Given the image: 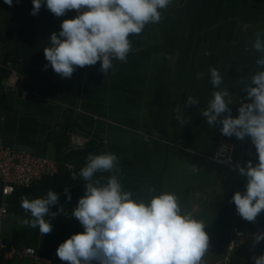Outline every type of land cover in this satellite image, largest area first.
Returning <instances> with one entry per match:
<instances>
[{"label": "crops", "instance_id": "obj_1", "mask_svg": "<svg viewBox=\"0 0 264 264\" xmlns=\"http://www.w3.org/2000/svg\"><path fill=\"white\" fill-rule=\"evenodd\" d=\"M31 9V0H13L11 7L0 0V143L56 160L60 167L6 198L0 182V205L5 201L8 208L2 223L5 242L19 249L34 248L45 260L72 234L83 232L71 217L86 183L79 170L89 153H114L122 187L133 199L147 202L151 195L171 192L185 212L205 223L209 237L205 264L224 257L233 228L242 236L231 264H253L251 257L264 253V240L253 243L254 234L264 232V211L249 222L237 214L231 197L243 192L246 184L235 165L255 164V147L248 137L222 135L220 142L225 138L233 147L235 162L215 161L212 144L221 126H209L201 112L212 92L219 90L210 83L213 67L223 77L220 88L230 92L233 117L241 102H250L241 81L256 70L259 54L249 49L255 34L264 33V0H172L159 23L130 37L132 51L126 61H113L106 76L97 62L77 68L71 78H61L50 65L45 69L43 49L49 46L50 34L60 31L61 22L77 13L57 17L42 6L34 16ZM198 73L203 78H197ZM188 96L198 103L185 107ZM176 108L181 109L183 126ZM109 175L98 173L97 178ZM148 187L156 192L148 193ZM49 190L59 194L50 211L61 206L63 211L51 220L52 232L42 236L25 225L30 214L20 207V198L44 197ZM0 264L36 263L25 257L1 258Z\"/></svg>", "mask_w": 264, "mask_h": 264}, {"label": "clouds", "instance_id": "obj_2", "mask_svg": "<svg viewBox=\"0 0 264 264\" xmlns=\"http://www.w3.org/2000/svg\"><path fill=\"white\" fill-rule=\"evenodd\" d=\"M19 0H17V3ZM30 14L37 15L45 6L57 17L68 11L77 15L61 22L60 31L50 34L49 46L43 49L44 57L52 70L61 78H71L77 68L100 63L99 71L105 76L113 61H126L132 51L130 37L139 35L148 24L159 23L162 10L172 0H31ZM9 7L13 0H4ZM250 51L258 53L256 70L241 83L245 99L238 115H231L233 103L229 90L220 88L223 77L216 68H210V83L214 88L207 107L201 112L211 127L220 125V134L243 140L250 138L256 151V163L235 165L246 178L245 190L231 197L237 214L254 222L264 211V33L257 32ZM197 78H203L198 73ZM198 101L188 96L185 107ZM176 108V119L185 125ZM193 171L197 166L191 165ZM111 173L107 178L98 173ZM121 170L114 153L92 154L86 157L78 175L86 182L84 193L71 212V217L83 227L81 233L72 234L58 245L56 255L67 264H205L209 237L205 223L185 212L179 197L171 192H161L144 199H133L120 180ZM77 173L72 174V179ZM148 193H155L153 187ZM66 200H71L68 188ZM59 202V194L49 190L44 197L20 198V207L30 214L25 225L38 229L42 236L52 232L51 212ZM50 217V219H46ZM264 240V232L254 234L253 243ZM253 264H264V253L251 257Z\"/></svg>", "mask_w": 264, "mask_h": 264}, {"label": "built area", "instance_id": "obj_3", "mask_svg": "<svg viewBox=\"0 0 264 264\" xmlns=\"http://www.w3.org/2000/svg\"><path fill=\"white\" fill-rule=\"evenodd\" d=\"M13 83V81H9ZM26 94V92H24ZM76 143L81 141L76 140ZM212 158L222 164L232 165L235 162L234 149L228 143L221 141L213 152ZM60 164L53 159L35 156L31 153L18 151L0 143V182L1 193L4 198L15 192L17 188H29L36 180L49 177L58 172ZM71 168V165H68ZM8 208L5 201L0 205V259L13 260L29 257L36 264H67L61 261L54 250L48 259L37 257L34 248H16L8 245L2 234V223L6 218ZM233 237L227 245L224 257L214 264H231V257L237 244V239L242 236L237 228L232 229Z\"/></svg>", "mask_w": 264, "mask_h": 264}, {"label": "water", "instance_id": "obj_4", "mask_svg": "<svg viewBox=\"0 0 264 264\" xmlns=\"http://www.w3.org/2000/svg\"><path fill=\"white\" fill-rule=\"evenodd\" d=\"M221 139H222V135L219 134V135L216 137V139H215V141L213 142V144H212V152H214V151L216 150V148H217V146L219 145ZM223 140L225 141L226 139L223 138Z\"/></svg>", "mask_w": 264, "mask_h": 264}]
</instances>
